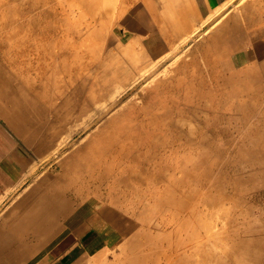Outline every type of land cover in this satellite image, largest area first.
Instances as JSON below:
<instances>
[{
    "label": "rangeland",
    "instance_id": "obj_1",
    "mask_svg": "<svg viewBox=\"0 0 264 264\" xmlns=\"http://www.w3.org/2000/svg\"><path fill=\"white\" fill-rule=\"evenodd\" d=\"M257 2L233 5L253 23L209 19L149 49L123 27L136 0H0V115L33 160L0 209V264H264ZM82 237L94 255L65 259Z\"/></svg>",
    "mask_w": 264,
    "mask_h": 264
},
{
    "label": "crops",
    "instance_id": "obj_2",
    "mask_svg": "<svg viewBox=\"0 0 264 264\" xmlns=\"http://www.w3.org/2000/svg\"><path fill=\"white\" fill-rule=\"evenodd\" d=\"M240 1L242 0H136L129 16L124 19L123 27L134 39L142 41L145 48L158 49L165 47V44L172 41L177 33H190L202 21L206 19L213 20L218 12L221 15V17H218L222 19L221 27L231 24L234 20H237L243 26L242 21L240 23L239 19L244 20L246 18L247 22L249 21V8L251 6L250 3L242 4L241 11H236V13L233 10V4ZM257 1L259 2V0ZM222 11H224L223 14ZM259 14L260 17L264 16V14L257 12L253 17L259 18ZM249 23L253 22L249 21ZM32 164L30 149L0 115V209L8 202L9 195L14 193L25 181ZM40 192L41 186L34 187L28 196L18 201L11 208L10 213L8 210L6 216L15 215V211L26 207V204L30 205L31 201L34 202L37 199ZM29 209L32 212V214L30 213L32 217L37 218V204L33 203V207ZM83 239L84 237H82ZM91 239H84V249L82 251L72 249L65 259H80L79 257L82 256V253L84 254V251L86 253L93 251L96 241L93 238ZM50 240V237L42 239L39 235L33 237V241ZM68 247L67 243L62 247L58 246V251Z\"/></svg>",
    "mask_w": 264,
    "mask_h": 264
},
{
    "label": "bare ground",
    "instance_id": "obj_3",
    "mask_svg": "<svg viewBox=\"0 0 264 264\" xmlns=\"http://www.w3.org/2000/svg\"><path fill=\"white\" fill-rule=\"evenodd\" d=\"M113 1H115V0H113ZM36 2H38V0H36ZM110 5H112V3H111ZM233 5H234V4H233ZM113 6H114V4H113ZM111 7H112V6H111ZM114 8H115V7H114ZM113 10H114V9H113ZM220 10H221V9H220ZM109 12H110V11H109ZM217 12H218V11H217ZM217 12H216V13H217ZM214 14H215V13H214ZM211 15H212V14H211ZM211 15H210V16H211ZM215 15H216V14H215ZM218 16L221 17V15L219 14V12H218V15L216 16L217 20L215 21V23L220 19V17H218ZM211 17H213V16H211ZM28 18H29V17H28ZM69 18H70V17H69ZM208 18H209V17H208ZM206 20H207V19H206ZM208 20H209V19H208ZM208 20H207V21H208ZM207 21H206V22H207ZM213 21H214V20H213ZM213 24H214V22H213ZM213 24H212V25H213ZM211 27H212V26H211ZM192 30H193V29H192ZM194 32H195V31H194ZM194 32H193V33H194ZM205 32H206V31H205ZM193 33H192V34H193ZM197 33H198V32H197ZM194 34H196V33H194ZM198 34H199V33H198ZM200 34H201V33H200ZM196 35H197V34H196ZM197 36H198V35H197ZM188 37H189V36H188ZM60 44H61V43H60ZM158 61H159V60H158ZM157 63H158V62H157ZM147 70H148V69H147ZM151 70H152V69H151ZM145 71H146V70H145ZM145 71L141 73V75H140L141 77H143V75L145 74ZM148 72H149V71H148ZM148 72H147V73H148ZM144 76H145V75H144ZM146 76H147V75H146ZM146 76H145V77H146ZM150 76H152V75L150 74ZM148 77H149V76H148ZM148 77H147V78H148ZM149 78H152V77H149ZM149 78H148V79H149ZM144 81H145V80H144ZM145 83H146V82H145ZM105 88H106V87H105ZM131 93H132V92H131ZM108 95H109V94H108ZM96 96H98V95H96ZM111 100L113 101V99H111ZM123 101H124V100H123ZM123 101H121V102H123ZM115 102H116V101H115ZM121 102H119V105L117 104L118 107L121 106V104H120ZM95 103H96V102H95ZM97 103H98V102H97ZM111 103H112V102H111ZM113 103H114V102H113ZM116 103H118V101H117ZM116 103H115V104H116ZM123 103H124V102H123ZM96 105H97V104H96ZM117 105H115V106H117ZM105 106H106V105H105ZM112 106H113V105H112ZM115 106H114L113 108H115ZM108 107L110 108V107H111V104H110V106H108ZM115 109H116V108H115ZM97 110H98V108H96L95 111H97ZM111 110H114V109H111ZM77 111H78V110H77ZM105 111H106V110H105ZM110 112H111V111H110ZM96 113H97V112H96ZM102 113H103V111H102V112L99 111V113H97L96 115H98V116L100 115L99 117H101V114H102ZM108 113H109V112H108ZM149 114H150V113H149ZM102 115H103V114H102ZM108 115H109V114H108ZM155 115H156V114H155ZM98 116H97V117H98ZM150 116H151V115H150ZM99 117H98V118H99ZM115 117H116V116H115ZM146 117H147V116H146ZM92 118H93V117H92ZM100 120H101V119H100ZM141 120H142V119H141ZM73 121H74V120H73ZM98 121H99V120H98ZM98 121H97V122H98ZM151 121H153V120H151ZM87 122H88V121H87ZM87 122H86V120H84V123H87ZM35 124H36V123H35ZM70 125H71V124H70ZM83 125H84V124H83ZM95 125H96V124H95ZM95 125H94V126H95ZM96 126H97V125H96ZM84 127H85V126H84ZM95 128H96V127H93V129H95ZM88 129H89V128H88ZM91 129H92V128L90 127V130H89V131H91ZM68 133H69V132H68ZM94 134H95V133H94ZM125 134H126V133H125ZM86 137H87V136H86ZM68 138H69V137H68ZM98 138H99V137H98ZM67 140H68V139H67ZM67 140H66V141L64 140V141L67 142ZM77 140H78V139H77ZM97 140H98V139H97ZM80 141H81V138H80ZM106 142H107V141H106ZM63 143H64V142H63ZM75 143H77V142H75ZM75 143H74V144H75ZM78 143H79V142H78ZM58 144H60V143H58ZM58 144H57V145H58ZM64 144H65V143H64ZM57 145H56V147H57ZM43 146H44V145H43ZM73 146H74V145H73ZM59 147H60V145H59ZM68 148H69V147H68ZM70 148H71V147H70ZM56 150H57V149H55V151H56ZM82 150H83V149H82ZM63 152H64V151H63ZM58 155H59V154H58ZM60 155H61V154H60ZM121 155H122V154H121ZM118 157H119V156H118ZM77 158H78V157H77ZM127 160H128V159H127ZM135 166H136V165H135ZM46 170H47V169H46ZM44 171H45V170H44ZM111 171H112V170H111ZM123 171H124V170H123ZM40 172H41V171H40ZM112 173H113V172H112ZM33 178H35V177H33ZM33 180H34V179H33ZM68 180H69V179H68ZM72 180H73V179H72ZM109 183H110V182H109ZM115 183H116V182H115ZM70 184H71V183H70ZM89 184H90V183H89ZM117 185H118V184H117ZM61 186H62V185H61ZM90 192H91V190H90ZM117 192H118V190H117ZM104 193H106V192H104ZM146 193H147V192H146ZM88 195H89V194H88ZM109 196H110V195H109ZM72 197H73L75 200L80 199L79 196H75V197L72 196ZM86 197H87V196H86ZM90 198H91V197H90ZM111 200H112V199H111ZM142 200H143V199H142ZM96 201H97V200H96ZM107 201H108V200H107ZM132 201H133V200H132ZM50 202H51V201H50ZM50 202H49V203H50ZM92 202H94V201H92ZM52 203H53V205H54V206H53L54 209L52 208V216H53V215H55V213L58 211L57 206H61L63 203L61 202V200L59 201V199H58L57 197H54V198H53ZM103 203H104V202H103ZM58 204H59V205H58ZM81 204H82V203H81ZM130 204H131V203H130ZM56 205H57V206H56ZM99 205H101V204H99ZM133 205H134V204H133ZM40 207H41V206H37L38 216L41 214V208H40ZM91 207H92V206H91ZM42 210H43V209H42ZM71 210H72V209H71ZM75 210H76V209H75ZM131 210H132V209H131ZM89 211H90V210H89ZM110 214H111V213H110ZM111 215H112V214H111ZM55 216L57 217L58 215H55ZM55 216H54V217H55ZM83 217H84V216H83ZM101 217H102V216H101ZM86 219H87V218H86ZM141 220H142V219H141ZM98 221H99V220H98ZM60 222H61V221H60ZM104 222H105V221H104ZM61 223H62V222H61ZM63 223H64V222H63ZM204 223H205V222H204ZM80 224H81V223H80ZM203 225H204V224H203ZM210 225H211V224H210ZM65 226H66V225H65ZM222 226H223V225H222ZM119 227H121V226L119 225ZM106 228H107V227H106ZM111 228H112V227H111ZM203 228H204V227H203ZM68 229H69V228H68ZM104 229H105V228H104ZM210 229H212V227H211ZM210 229H209V231H210ZM218 229H219V228H218ZM107 230H109V229H107ZM118 230H119V229H118ZM118 230H117V231H118ZM203 230H204V229H203ZM220 230H221V229H220ZM115 231H116V230H115ZM207 231H208V230H207ZM74 232H75V231H74ZM207 233H208V232H207ZM207 233H206V234H207ZM245 233H246V232H245ZM69 235H70V234H69ZM113 235H114V234H113ZM209 235H210V234H209ZM100 236H101V235H100ZM143 237H144V236H143ZM210 237H212V236L210 235ZM201 238H203V237H201ZM201 238H200V239H201ZM83 240H84V239H83ZM91 240H92V239H91ZM105 240H106V239H105ZM88 241H90V240L88 239ZM219 241H220V240H219ZM242 241H243V240H242ZM242 241H241V243H242ZM91 243H92V242H91ZM92 244H93V243H92ZM92 244H91V245H92ZM98 244H99V243H98ZM255 245H256V244H255ZM187 246H188V245H187ZM247 246H248V244L246 243V247H247ZM246 247L243 246V248H245V249H246ZM259 247H260V246H259ZM221 248H222V247H221ZM241 248H242V247H241ZM82 250H83V249H82ZM84 252H85V251H84ZM90 253L92 254V255L90 254L91 256L94 255V253H93L92 251H91ZM78 254H79V253H78ZM137 254H138V253H137ZM140 254H141V253H140ZM142 254H143V253H142ZM193 255H194V254H193ZM195 256H196V255H195ZM83 258H84V257H83ZM161 258H162V257H161ZM142 261H143V260H142ZM199 263H200V262H199Z\"/></svg>",
    "mask_w": 264,
    "mask_h": 264
}]
</instances>
